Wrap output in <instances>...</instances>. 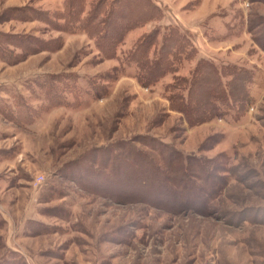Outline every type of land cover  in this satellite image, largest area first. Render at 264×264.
I'll return each mask as SVG.
<instances>
[{"label": "rangeland", "instance_id": "obj_1", "mask_svg": "<svg viewBox=\"0 0 264 264\" xmlns=\"http://www.w3.org/2000/svg\"><path fill=\"white\" fill-rule=\"evenodd\" d=\"M152 2L159 14L132 29L115 58H105L84 32L6 12H62L64 0H0V16H7L0 32L41 45L30 54L11 45L23 60L0 61V103L9 112L0 110V264H264V0ZM168 27L185 34L192 56L146 88L129 55L142 38ZM200 59L251 72L252 102L240 116L190 126L171 110L170 90L182 92L167 86L188 77ZM93 82L103 96L96 97ZM44 84L54 102L45 101ZM142 138L217 165L224 157L236 179L204 214L115 200L83 181L86 167L105 171L93 164L107 156L100 150L135 145L153 154Z\"/></svg>", "mask_w": 264, "mask_h": 264}, {"label": "trees", "instance_id": "obj_2", "mask_svg": "<svg viewBox=\"0 0 264 264\" xmlns=\"http://www.w3.org/2000/svg\"><path fill=\"white\" fill-rule=\"evenodd\" d=\"M6 12L13 19H42L62 31L84 32L95 39L99 52L105 58H115L116 50L125 36L159 14L152 0H92L90 3L88 0H64L62 12H38L29 7L13 8ZM5 15L1 14V21L7 19ZM157 35H161L160 41ZM30 40L27 35L0 32V61L15 64L23 60V54L12 49L11 45L18 46L23 52L26 50V54L35 53L41 45ZM153 47L156 48L150 54ZM191 56L192 48L185 34L176 27H168L164 28L162 34L161 29H157L136 43L129 60L136 66L137 81L148 88L167 74H174L182 57L187 60ZM250 73L234 64L219 65L200 59L188 77L177 78L174 85L167 86L169 90L175 86L173 89L182 92L177 94L170 90V108L185 115L190 126L229 112L240 116L252 102L247 91ZM53 78L60 80L61 76ZM72 80L73 84L68 88L71 93L77 87L76 77ZM94 87L96 97L103 96L102 89L93 82ZM43 90L45 101L54 102L55 98L52 101L50 95L52 86L44 84ZM58 101L63 100L59 98ZM1 106L0 103V110L8 115L9 112ZM25 108L28 111L27 105ZM29 114H32V110ZM25 121L31 122L32 118L27 117ZM146 139L142 138L143 145L148 146L158 158L135 145L121 153L114 152V149L109 153L100 150L99 156L107 155L106 159H96L98 161H93V164L105 171L86 167L81 178L91 188L115 200L129 203L139 199L162 206L172 213L191 210L197 214L206 213L213 199L222 194L230 181L236 179V169L231 172L229 160L224 157L219 160L220 166L215 163L217 160L189 158L169 144ZM220 171L227 175L216 177Z\"/></svg>", "mask_w": 264, "mask_h": 264}, {"label": "built area", "instance_id": "obj_3", "mask_svg": "<svg viewBox=\"0 0 264 264\" xmlns=\"http://www.w3.org/2000/svg\"><path fill=\"white\" fill-rule=\"evenodd\" d=\"M43 178H41V180H42Z\"/></svg>", "mask_w": 264, "mask_h": 264}]
</instances>
